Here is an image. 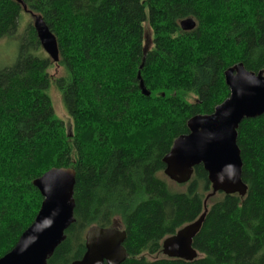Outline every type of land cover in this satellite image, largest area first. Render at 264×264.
<instances>
[{"label": "trees", "instance_id": "trees-1", "mask_svg": "<svg viewBox=\"0 0 264 264\" xmlns=\"http://www.w3.org/2000/svg\"><path fill=\"white\" fill-rule=\"evenodd\" d=\"M23 1L55 34L63 72L52 79L55 62L32 23L14 64L0 68V258L41 208L34 180L73 167L75 221L48 264L82 258L87 230L115 223L127 235L121 264H264V113L238 128L247 193L208 200L193 240L197 258L162 251L166 237L199 218L212 191L203 165L185 190L175 189L164 157L192 116L212 113L230 95L229 67L264 70V0ZM23 10L0 0V39L14 33ZM187 17L197 20L192 30L180 26ZM52 82L72 117L69 132L55 113Z\"/></svg>", "mask_w": 264, "mask_h": 264}, {"label": "water", "instance_id": "water-1", "mask_svg": "<svg viewBox=\"0 0 264 264\" xmlns=\"http://www.w3.org/2000/svg\"><path fill=\"white\" fill-rule=\"evenodd\" d=\"M17 1L33 15V26L42 47L58 63L55 34L42 15L31 11L23 0ZM180 25L184 30H192L197 22L188 17L181 20ZM138 77L143 94L150 96L140 71ZM225 80L230 95L212 113L192 116L187 123L189 132L177 137L164 157V172L171 180L187 183L195 167L203 165L212 186L199 218L163 240L162 251L168 257L186 260L198 257L193 240L202 228L210 198L218 192L241 196L247 193L248 186L242 178L243 159L237 142L238 128L244 119L264 113V70H248L240 62L225 71ZM75 184L76 170L73 167H53L34 180L44 198L41 208L16 245L0 258V264H48L56 248L65 240L66 230L75 221ZM126 236V231L116 226L93 225L86 233L84 255L69 264H121L129 255L123 245Z\"/></svg>", "mask_w": 264, "mask_h": 264}, {"label": "rangeland", "instance_id": "rangeland-1", "mask_svg": "<svg viewBox=\"0 0 264 264\" xmlns=\"http://www.w3.org/2000/svg\"><path fill=\"white\" fill-rule=\"evenodd\" d=\"M34 17L30 12H26L23 10L20 14L19 23L14 31L13 34L4 36L0 39V68L8 67L14 64L17 58L18 54V48L20 45V37L24 33V30L26 27L32 23L33 24ZM196 20V19H195ZM197 22V20H196ZM153 46V32L150 28L148 23L144 24V47L150 48ZM61 67L54 63L53 67L50 68V74L52 75V79L55 77H58L62 74ZM49 94L52 98L53 107L55 110V113L58 117H60L66 126V130L69 132L73 129V120L68 111L66 110L63 99H62V93L57 88L54 82L51 83ZM193 100V99H191ZM166 180L170 184L174 186L175 189L178 190H185L186 186H183L182 184H178L175 181H172L164 174ZM114 226L121 228L119 223H115Z\"/></svg>", "mask_w": 264, "mask_h": 264}]
</instances>
